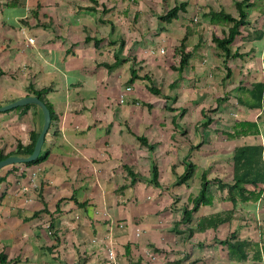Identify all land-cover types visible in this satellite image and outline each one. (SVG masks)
I'll return each mask as SVG.
<instances>
[{
  "label": "crops",
  "instance_id": "obj_1",
  "mask_svg": "<svg viewBox=\"0 0 264 264\" xmlns=\"http://www.w3.org/2000/svg\"><path fill=\"white\" fill-rule=\"evenodd\" d=\"M46 87L44 159L0 169V264H264V0H0V106ZM42 125L0 111V152Z\"/></svg>",
  "mask_w": 264,
  "mask_h": 264
},
{
  "label": "trees",
  "instance_id": "obj_2",
  "mask_svg": "<svg viewBox=\"0 0 264 264\" xmlns=\"http://www.w3.org/2000/svg\"><path fill=\"white\" fill-rule=\"evenodd\" d=\"M182 7H183L182 5H179V6H175V7L171 8L170 10H168L166 12V14L164 16H162V19H164V20L171 19L172 17H174L177 14L178 10L182 9ZM238 10H239L240 20H242L245 17V14L241 10L240 4H238ZM221 16H223L225 19H228V20L234 22V28L236 25H238L241 22L240 20L237 22L234 21L233 17L230 14L223 13V14H221ZM214 41L217 42V45L220 48H222L226 54L229 52V48L227 47V44L230 43V39L223 38V39H215ZM186 62H187V54H183L181 52L180 65L181 66L184 65ZM133 77H134V73L132 72L131 78H133ZM48 90H49V87L41 88V89L32 88L31 92L35 96H37L39 99H41L42 101L45 102V104L48 106V108L50 110V114L52 117L50 105L47 102V100L45 99V94L47 93ZM243 125H247V124L243 123ZM36 138H37V135L33 134L29 144L22 145V144L18 143L15 151H13L12 153L0 152V159H3V158H5L11 154H18V155H24V156L29 155L33 150V146H34V143L36 141ZM141 140L145 141V139H142V138H141ZM44 157L45 156H43V155H38V157L35 160H33L31 162L24 163V164L31 165V164L37 163V162L43 160ZM259 157H260V152H258L257 148L254 149V148H248V147H240V148L236 149L235 154H234V161H235V163H239V166L241 168V173H240V175H238L239 173L236 174L238 177L235 179L234 183H238L241 181H251L253 184H255L257 179H260V173H259L260 170L258 168V163L260 161V159H258ZM255 166H257V167H255ZM191 167H192V165H190V168ZM152 168H153L152 169V173H153L152 179H153V181H155L156 167L153 166ZM190 168H188L187 171L181 176L182 181H185L192 174V171ZM252 168H254V169H252ZM249 172L251 174H253L252 179L248 178ZM254 172H255V175H254ZM208 182L209 181H206L205 178L203 179V182L201 184V190H200L199 194L197 196H195L191 201L192 206L188 209L187 208L184 209L183 221H189L190 217L192 215V212L195 211L201 203H206L210 200L209 195H208V185H207ZM241 246H242V244H238V247H241ZM0 259H2V258L0 257Z\"/></svg>",
  "mask_w": 264,
  "mask_h": 264
},
{
  "label": "water",
  "instance_id": "obj_3",
  "mask_svg": "<svg viewBox=\"0 0 264 264\" xmlns=\"http://www.w3.org/2000/svg\"><path fill=\"white\" fill-rule=\"evenodd\" d=\"M27 103L37 104L41 108L42 113H43V125L36 138V141L33 146V150L29 155H26V156L12 154L3 159H0V169L8 165H11V164L31 162L35 160L40 153V150H41L44 138H45V133L47 132L48 127L50 125V121H51V115H50V110L48 106L37 96L29 95V96L22 97L7 105L0 106V111H5V110L17 107L19 105L27 104Z\"/></svg>",
  "mask_w": 264,
  "mask_h": 264
},
{
  "label": "built area",
  "instance_id": "obj_4",
  "mask_svg": "<svg viewBox=\"0 0 264 264\" xmlns=\"http://www.w3.org/2000/svg\"><path fill=\"white\" fill-rule=\"evenodd\" d=\"M128 89H129V87H128ZM107 255H108V259H109L110 261H112V260L114 259V255H115V253H114L113 248L108 249Z\"/></svg>",
  "mask_w": 264,
  "mask_h": 264
}]
</instances>
